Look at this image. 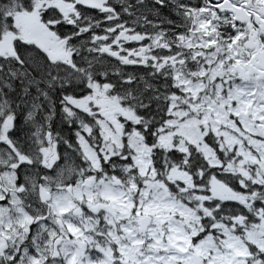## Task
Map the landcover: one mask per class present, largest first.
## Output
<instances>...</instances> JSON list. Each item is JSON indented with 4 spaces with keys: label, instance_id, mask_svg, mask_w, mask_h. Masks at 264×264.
I'll return each mask as SVG.
<instances>
[{
    "label": "snow or ice",
    "instance_id": "snow-or-ice-1",
    "mask_svg": "<svg viewBox=\"0 0 264 264\" xmlns=\"http://www.w3.org/2000/svg\"><path fill=\"white\" fill-rule=\"evenodd\" d=\"M0 264H264V0H0Z\"/></svg>",
    "mask_w": 264,
    "mask_h": 264
}]
</instances>
